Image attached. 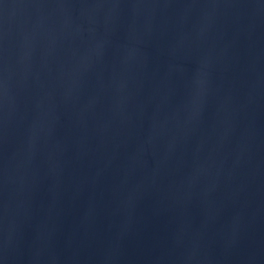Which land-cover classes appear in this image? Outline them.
<instances>
[{
    "label": "water",
    "instance_id": "water-1",
    "mask_svg": "<svg viewBox=\"0 0 264 264\" xmlns=\"http://www.w3.org/2000/svg\"><path fill=\"white\" fill-rule=\"evenodd\" d=\"M0 264H264V0H0Z\"/></svg>",
    "mask_w": 264,
    "mask_h": 264
}]
</instances>
